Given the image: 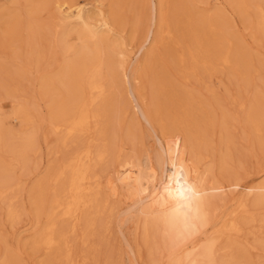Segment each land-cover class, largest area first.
<instances>
[{"label":"rangeland","instance_id":"rangeland-1","mask_svg":"<svg viewBox=\"0 0 264 264\" xmlns=\"http://www.w3.org/2000/svg\"><path fill=\"white\" fill-rule=\"evenodd\" d=\"M52 1L0 0V191L6 189L0 264H164L172 250L187 253L191 244L199 250L200 235L173 248L154 239L152 216L142 212L148 202L121 189L115 170L129 160L158 172V138L170 144L173 138L209 180L226 181L236 172L245 186L264 182V0H62L93 12L92 28L107 36L106 92L92 104L99 122L92 140L67 134L52 115L51 90H58L63 66L97 46L80 37L74 18L64 19L68 7L60 15ZM111 67L119 79L110 78ZM76 154L83 157L79 175L101 185L98 197L94 191L76 196L88 200L77 209V222L52 207L58 195L62 205L68 200V165ZM111 181L119 196L105 203ZM35 201L45 210L38 212ZM222 204L216 202L228 207ZM262 209L245 232L248 249L241 238L216 256L231 252L244 264H264ZM47 227L52 248L36 245Z\"/></svg>","mask_w":264,"mask_h":264},{"label":"bare ground","instance_id":"bare-ground-1","mask_svg":"<svg viewBox=\"0 0 264 264\" xmlns=\"http://www.w3.org/2000/svg\"><path fill=\"white\" fill-rule=\"evenodd\" d=\"M52 3L55 12L60 15L63 14L62 11L64 7L67 6L69 15L67 14L64 19L74 18L79 29L80 37L84 38V41L85 39L96 41L97 44L93 51L83 50L78 53L75 61L67 62V64L63 66V70L59 76L58 90H51L55 99L51 105V111L54 118L59 121L60 127L65 129L67 134L80 133L84 135L87 140H92L97 128L96 123L99 124V122H97L98 115L92 111V104L102 98L106 92L102 82L104 62L101 54L107 36L105 38L101 35H97L92 28L94 19L93 12L85 13L81 6H68L66 2L62 0H53ZM154 10L159 15L158 8H154ZM108 73L112 80L119 79L116 68H109ZM128 96H130V94ZM136 108H138V106ZM138 110L142 119L148 123V114L141 109ZM59 128L58 130H60ZM188 133L190 134V132ZM166 140L158 138L163 148V158H161L158 163V172H156L151 165H148V163L145 164V167L140 168L139 165H134L129 160H125L119 163L118 168L115 170L116 176L114 177L121 189L135 197H139L141 201L148 202L142 212L145 216L146 214L152 216L150 219V228L154 231V239L158 236L163 241L169 242V246L173 248L195 235L202 236L204 243L199 250L196 249L194 244H191L185 249L189 250L187 253H179L180 248L172 250L164 264H242L243 260H240L239 257L234 258L231 252L230 254L224 253L220 257L219 255L216 256V253L220 249H228V246L230 247L237 244V242H239L238 239L241 238L244 247L248 245L244 235L248 227L255 222V212L264 207V182L260 185L245 186L241 176L236 172L227 177L228 179L226 181L209 180L210 175L200 172L199 166L192 162L193 155L191 151H187L185 147L177 144L173 138L170 139L172 140L171 144ZM22 151L23 150H21V152ZM18 156L19 155H17V157ZM97 157L101 158V156ZM82 160L83 157L78 155L75 160L71 161L68 165L71 172L67 183L68 196H66L68 200L64 205H62L63 200H61L59 195L52 200L53 209H61V211H63V216L72 217L76 222L78 220L77 209L79 206H85L88 203L86 199L82 200V202L81 200L79 201L76 196L80 195L81 197V195H83L87 197L92 191L95 192L96 189H98V191L101 189V185L99 186V184H97L99 181L89 185V180L79 175V167ZM2 184L5 185L4 183ZM113 184L112 181L109 182L107 187L108 193L106 192L104 197L102 196L105 199L103 201L105 203L108 202L110 197L117 198L119 196L118 190ZM238 190L242 192L234 196V192H238ZM5 191L6 189L0 191L1 198ZM56 193L58 194L59 192ZM95 193L94 197H98V193ZM101 193L103 192L101 191ZM217 201L224 203L222 205L228 207L226 209H219L216 205ZM34 205L38 212L44 208L42 202L35 201ZM102 205L104 206V204ZM149 226L150 224L145 226L144 231L146 233L150 230ZM261 228L262 225L259 226L258 231H260ZM219 241H228L229 243L226 246L217 247ZM54 244L55 238L52 236L51 228L47 227L36 245L52 248ZM256 245H258V243ZM260 245H264V243L261 242ZM245 249L247 250L248 247ZM251 249L256 250L254 247Z\"/></svg>","mask_w":264,"mask_h":264}]
</instances>
